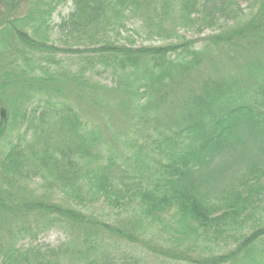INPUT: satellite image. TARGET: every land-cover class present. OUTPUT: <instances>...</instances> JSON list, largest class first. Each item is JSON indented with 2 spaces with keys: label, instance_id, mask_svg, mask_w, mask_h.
Instances as JSON below:
<instances>
[{
  "label": "trees",
  "instance_id": "trees-1",
  "mask_svg": "<svg viewBox=\"0 0 264 264\" xmlns=\"http://www.w3.org/2000/svg\"><path fill=\"white\" fill-rule=\"evenodd\" d=\"M61 1H31L19 17L0 15L6 60L0 66L6 110L0 123V264H139L133 256L99 251L96 240L145 244L154 226L171 248L154 245L151 252L169 264H264V211L258 212L264 204V160L258 161L264 155V55L253 58L246 73L235 65V76L203 79L177 106L172 97L179 80L200 73L209 46L195 49L177 33L179 26L163 45L103 44L110 32L121 38L129 22L150 28L143 19L162 29L171 19L183 27L218 24L219 31L206 36L209 45L253 50L264 45V0H246L244 9L239 0H70L58 28L75 45L88 46L82 50L50 40L51 14ZM60 53L77 55L87 71L109 72L115 85L69 70ZM67 82L86 91L97 111L109 107L106 97H119L115 110L135 121L122 127L128 136L118 135L120 150L107 124L83 123L79 134L75 112L55 97L63 96ZM234 153L248 168L213 201L203 184L220 178L225 160L237 163ZM35 187L49 193L37 194ZM54 194L62 201L51 200ZM97 206L137 216L121 227L96 217ZM50 226L69 230L59 247L18 246L20 237L35 238Z\"/></svg>",
  "mask_w": 264,
  "mask_h": 264
},
{
  "label": "rangeland",
  "instance_id": "rangeland-1",
  "mask_svg": "<svg viewBox=\"0 0 264 264\" xmlns=\"http://www.w3.org/2000/svg\"><path fill=\"white\" fill-rule=\"evenodd\" d=\"M31 1L34 2L37 0H0V15H6L8 19L19 17L22 13L25 12V9L29 7ZM70 3V0H62L60 4L56 6L51 14L49 22L50 29L47 30V33L49 32L51 42L56 44L60 48L78 47L82 50L83 48H87L88 46L79 44L75 45L77 43H75L74 39H70V37H64L58 28V24L60 23L61 19H63L62 17L67 15L71 9ZM239 3L242 9H244L247 4L246 0H239ZM152 14L157 15L154 21L159 22V13L152 12ZM138 18L140 19V16ZM142 21L145 25H149L150 28L142 26V24L139 23L140 20H138V22L134 21L137 24L136 26L133 24V22H129L127 28L125 27V31L122 32L123 35L121 36V38L116 37L115 32H110L103 44L123 43L132 47L163 45L166 44L167 41H172L175 39V37L171 34V31L172 29H175L177 26H179L177 27V33L186 39L192 40V44L194 45L195 49H201V47L203 46H209V59L206 60L207 62H205V67L201 69V71H197L200 73H194L195 77L191 74L189 75L190 77L185 76L184 78H181L179 80L181 83L177 88V93L172 97V101L176 102L177 106H181L188 99V96L192 91H197L199 83L203 79L205 80L207 79V77H215L217 79V77L220 75L221 77H225V74L228 77L235 76L232 75L235 65L238 66L239 70L242 71V73H246L248 72V68L250 67L249 63H254L253 58H256L257 60V55L261 57L264 55V45H258L253 50L243 51H233L230 49L222 50L217 46L214 47L212 45H209L208 41L206 40V36L211 33H217L219 31L218 24L211 26L210 28H208L207 26L196 25L183 27L179 21L172 22V20L170 19L168 25L164 23V25L161 27L162 29H158L157 24L148 23L145 20L141 19V22ZM58 36L60 40L57 39ZM83 38L85 37L83 36ZM90 47H92V45ZM261 52H263V54H261ZM58 56H64L62 57V62H67L63 64L66 65V68H68L69 70L83 69V72L90 76L93 81H97L105 87H113L117 81V79L109 72L102 71L98 67H94L90 69V71H87V65L77 60V55L60 53ZM3 60H5V54L4 52H2V50H0V66ZM246 61L247 63H245ZM4 62H6V60ZM57 69H59V67H57ZM196 75H199L197 79ZM243 78L245 81L248 80L245 75H243ZM71 88H74V94L69 92V89ZM80 88V86H77V84L71 82H67L66 85H62L61 89H63V96H61L58 92L56 96L54 95L58 100L57 104L61 107L64 104L69 105L73 109L75 115L79 120V134L82 132V128H84L83 123H86L87 127L91 126V124H94L93 122H98L104 125L107 124L106 132L109 134V137H111V139L114 135H117L118 139L116 141L113 140V142L119 143L118 148L120 150L122 148V138L120 137L122 136L119 137L118 135H124L122 133H126V136H128L127 129L123 131L122 127L129 122L126 126L128 128L130 122L131 124L135 122L132 119L131 114L126 116L115 110L113 102H115L119 97H114V95L106 97V102L109 106L107 109H105L104 111H97L88 104V100L86 99L87 95H85L86 91H83ZM232 156L234 157L233 159L237 161V163L233 164V162H231L232 159L225 160V168H223V172L220 174V178H218L217 180L214 179L212 181L205 182L203 184V188H205L204 191L210 195V198L213 201H216V199H218L219 195H221L222 193L229 191L230 189L235 187L236 181L248 168V166L246 168V163H243V161L239 160V156H241V154H238L236 156V154L234 153ZM262 160H264L263 154L261 156L259 155L258 158V161ZM33 181L35 182L33 186H36V183L40 184L39 179H34ZM35 188L37 194L40 192H44L46 194L49 193V191L45 189L38 187ZM61 199L62 197L60 195L54 194L51 200L59 202L62 201ZM97 207L98 208L94 209L93 211L96 217L104 219V221L110 222L111 224L119 223L121 227L129 226L130 223L134 220L133 216L136 215L133 211L124 212L122 210L116 209L115 207ZM263 211L264 204L260 205L258 212ZM262 220L264 221V217ZM34 223L32 225V234L33 232H35V227H33ZM67 230V228L60 226H50L46 229H40L36 231L37 234H35V238H31V233L29 235H25L22 238L20 237L21 239H18V246L26 248L29 245H32L42 248H56L67 240ZM157 231L158 229L156 228V226L149 229L148 234H145V238L146 240H148V242L145 244L127 246L123 245L120 242L114 241V238L112 237L102 239V241L96 240V243L99 246V251L103 250L110 252L114 257H126L127 259H131L130 257L133 256L138 259L139 264H169L168 262H165L161 256L154 255L151 252L152 246L154 245L157 248H171L170 244L167 243L166 235L161 230L159 231L161 234H159ZM199 245L200 244H198V246ZM210 248L214 249V252L217 250L216 246L214 245H210ZM205 252L207 251H203V253Z\"/></svg>",
  "mask_w": 264,
  "mask_h": 264
},
{
  "label": "water",
  "instance_id": "water-1",
  "mask_svg": "<svg viewBox=\"0 0 264 264\" xmlns=\"http://www.w3.org/2000/svg\"><path fill=\"white\" fill-rule=\"evenodd\" d=\"M6 119V110L3 106H0V123Z\"/></svg>",
  "mask_w": 264,
  "mask_h": 264
}]
</instances>
